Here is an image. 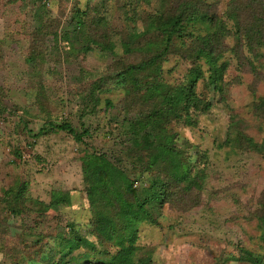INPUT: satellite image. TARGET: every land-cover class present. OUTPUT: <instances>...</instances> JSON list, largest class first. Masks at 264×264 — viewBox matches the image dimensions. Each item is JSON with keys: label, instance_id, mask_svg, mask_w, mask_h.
Masks as SVG:
<instances>
[{"label": "rangeland", "instance_id": "obj_1", "mask_svg": "<svg viewBox=\"0 0 264 264\" xmlns=\"http://www.w3.org/2000/svg\"><path fill=\"white\" fill-rule=\"evenodd\" d=\"M204 1L209 5L203 8L211 15L234 25L226 17L228 9L248 0ZM175 2L0 0V264H105L116 252L111 223L115 230L122 224L115 211L105 208L101 191L105 189L96 195L90 191L82 148L64 131L38 138L33 134L46 117L66 116L79 130L89 128L86 140L94 149L114 148L119 153L109 129L116 126L120 131V121L136 115L121 110L124 85L110 80L109 71L116 60L141 58L126 55L124 41L131 40L135 46L146 40L163 41L165 35L158 29L148 33L146 29L158 16L176 11ZM76 6L85 8L89 17L105 20L100 22L104 30L92 25L86 33L104 35L113 44V54L95 44L88 51L86 33H71L70 43L61 40L56 49L51 37L40 45L33 43L41 21H60L61 31H72ZM198 32L203 33L189 26L183 39L193 44ZM237 35L233 26L214 39L217 49L224 45L229 49L217 64L224 67L220 85L216 88L208 76L196 82L199 99L211 102V107L199 110L194 123L173 124L178 145L185 146L187 156L197 162L201 201L190 210L168 203L156 206L158 224L140 226L136 264L142 260L147 264H264V46L255 47L256 56L243 46L242 54L251 62L243 66L235 51L236 46L241 50ZM31 55L38 56L34 62ZM202 62L200 68L209 70ZM199 63L169 54L162 64V78L185 81ZM40 82L48 97L39 103ZM95 84L100 88L92 94ZM81 96L87 97L86 104L91 100L83 111ZM25 121L31 122L32 132ZM121 167L128 170L131 165ZM100 174L106 187L105 174ZM130 177L139 194L150 190L148 174L135 180V172L130 171ZM55 195H67L68 205L55 203ZM105 216L112 218L111 223L110 219L102 222L109 223L108 231H100L98 222Z\"/></svg>", "mask_w": 264, "mask_h": 264}, {"label": "trees", "instance_id": "obj_2", "mask_svg": "<svg viewBox=\"0 0 264 264\" xmlns=\"http://www.w3.org/2000/svg\"><path fill=\"white\" fill-rule=\"evenodd\" d=\"M176 1L175 5L178 6L176 11H173L169 16H158L154 24L151 23L146 29V33L151 29H158L165 35L163 41L146 40L141 46L133 45L131 40L124 41L125 54L140 55L141 58L138 60H116L113 63V70L109 71L112 74L110 80L124 85L126 94L123 105L125 107L121 110L125 113L135 112L136 115L127 121L125 118L121 120L120 131L116 126L114 129H109V136L114 137V146L120 147L118 152L125 156L124 159L114 151V148L109 151L94 149L93 145L86 140L91 135L89 128L84 126L79 130L66 116L46 117L33 134L38 138L50 132L69 133L82 148L83 169L90 191H94V195H96L100 194L101 189H105L101 190L106 201L105 208L108 211H115L118 223L122 224L120 229L115 230L116 225L111 223L110 216H105L98 222L97 227L100 231H108L109 223L107 222L105 225L101 223L110 219L117 243L116 252L105 261V264H136L135 256L141 249L137 245L140 226L141 224H158V210L155 213L156 206L161 208L165 203H168L176 209L190 210L193 206L199 205L198 203L201 201V194L198 193L200 188L197 184L199 178L197 162L190 160L185 146L178 145L173 124L189 125L194 123L197 119L196 113L199 110L205 111L212 105L211 102L203 103L199 99L195 87L196 82L204 77L207 79L209 77L215 83L216 88L220 85L218 80L223 77L224 67L217 64L220 59L224 58L223 53L229 49L226 45L217 49L214 39L236 26L241 50L236 46L235 51L236 55L239 52L237 58H241L243 66L246 61L251 64L242 54L243 46L247 47L254 56H256L255 47L264 46V0L237 2L228 9L226 17L233 20L234 25H227L226 21L216 14L211 15L210 10L203 8V6L209 5L204 0ZM88 13L85 8L76 6L71 20L75 25L72 31L68 29L61 31L60 21L56 22L51 19L41 21V24L35 28L33 43L40 45L41 41L51 37L56 49L61 40H67L70 43L71 33L85 34L88 29L93 30L89 28L92 25L97 27V31L98 29L104 30L105 26L102 27L100 22L105 20L96 16L89 17ZM189 26L203 31V33H197V40L193 44L183 39L186 28ZM86 40L88 51L91 50V45L95 44L102 46L101 51L105 50L109 54L114 53L113 44L107 43L104 35L91 34L89 31L86 33ZM180 42L184 44L180 46L178 44ZM169 54H178L183 58L200 62L199 66L195 65L196 70L187 73L185 81L163 79L162 64ZM37 57L31 55L30 60L34 62ZM202 61L210 66L209 70L204 71L200 68ZM104 79L108 81V78ZM96 88L100 87L95 84V87L91 89L92 94ZM38 90L40 103L48 96L41 82ZM226 91L223 89L222 94H225ZM80 99L83 102V105L80 106L83 111L86 106L89 107L91 100L88 99L89 104H86L84 102L87 97L81 96ZM106 103L109 105L108 107H114L110 100H107ZM262 105L264 106V99H262ZM2 107L0 100V109ZM115 120L117 121V118ZM30 124L31 122L25 121V127L32 132L33 128H31L32 130L28 128ZM116 131L118 132L116 133ZM123 163H129L131 167L128 170L124 169L121 167ZM130 171L135 172V180L148 174L152 179L150 190L139 194L136 189L132 188L133 181ZM100 173L105 174L106 187L102 183ZM95 176L97 181H95ZM130 195L134 196V199ZM15 199L18 200V198ZM58 201H61L62 205H68L69 197L55 195L54 202ZM262 219V223H264V218L262 217ZM240 260L243 258L240 257ZM147 262L142 260L141 263L147 264ZM219 264H224V262Z\"/></svg>", "mask_w": 264, "mask_h": 264}]
</instances>
